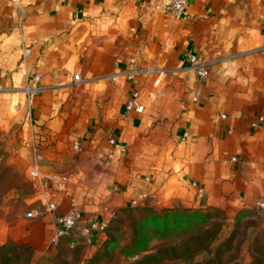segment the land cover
<instances>
[{
  "label": "crops",
  "instance_id": "1",
  "mask_svg": "<svg viewBox=\"0 0 264 264\" xmlns=\"http://www.w3.org/2000/svg\"><path fill=\"white\" fill-rule=\"evenodd\" d=\"M168 1L0 0V128L23 120L26 97L13 90L33 76L42 89L32 100L42 129L33 135L25 120L10 157L30 187L27 209L0 223V247L48 256L70 202L81 214L72 234L90 253L104 233L82 230L121 208L233 213L264 194V0H187L177 16L163 10ZM217 52L247 55L212 63ZM188 54L208 63L206 78ZM133 57L155 71L124 79ZM134 92L141 113L125 110Z\"/></svg>",
  "mask_w": 264,
  "mask_h": 264
},
{
  "label": "rangeland",
  "instance_id": "2",
  "mask_svg": "<svg viewBox=\"0 0 264 264\" xmlns=\"http://www.w3.org/2000/svg\"><path fill=\"white\" fill-rule=\"evenodd\" d=\"M152 7L159 10L157 5ZM243 55L247 54L217 52L212 63ZM35 77L24 88L13 90L26 97L23 120L8 130L0 128V223L8 226L26 212L23 200L30 192L10 157L17 151L25 120L33 135L42 129L32 108L33 98L42 90L39 80L33 86ZM105 234V243L90 253L81 236L69 234L43 258L34 257L30 247L7 243L0 247V264H264V211L255 207L227 213L216 208H159L145 203L121 208Z\"/></svg>",
  "mask_w": 264,
  "mask_h": 264
},
{
  "label": "built area",
  "instance_id": "3",
  "mask_svg": "<svg viewBox=\"0 0 264 264\" xmlns=\"http://www.w3.org/2000/svg\"><path fill=\"white\" fill-rule=\"evenodd\" d=\"M12 1L15 2L16 0H12ZM186 5H187V0H169L168 3L163 6V10H165L166 12L174 16H177L178 13L183 8H185ZM28 55H29L28 51L23 52V58H26ZM186 60L189 63L190 68L192 69V71L197 77L206 78L209 75L210 69L208 67V63L204 61L201 57L194 55V54H188L186 56ZM154 71L155 70L151 68H147V69L139 68L137 66V58L133 57L129 60L128 68L125 72V79L131 80L136 75L143 74V73L149 74ZM111 78H112V81L117 80L116 76H112ZM38 80H39L38 76L33 78V80L31 81L33 83V86H35ZM73 81L78 82L79 76L77 75L74 76ZM198 97H199V93L195 92L192 95V100L195 102L197 101ZM137 98H138V93L134 92L131 98L127 101L125 105L126 111L134 110L138 113H141L143 111V107L138 104ZM108 143L110 145H117V148L120 152L125 151L124 146L116 144L113 138H109ZM73 147L74 149H78L79 142H75ZM232 160L235 161V158H232ZM68 181H69L68 176H60L58 179H56L54 186L58 190L62 191L64 190ZM43 187H45V185ZM255 208L257 210L264 211V194L255 203ZM48 210L49 211L55 210V206L50 205L48 207ZM27 217H31V213H28ZM80 218H81V214H80V210L77 204L74 202H70L66 213L56 219V224L58 226V229L54 232L53 236L51 237V240H50L51 245H53L54 247L57 246L59 241L63 237H66L69 234H72V232H74V230L76 229ZM109 222H110V219H106L98 224H91L89 227L82 230V234L84 236H90V234H92L93 232L94 233H105Z\"/></svg>",
  "mask_w": 264,
  "mask_h": 264
},
{
  "label": "trees",
  "instance_id": "4",
  "mask_svg": "<svg viewBox=\"0 0 264 264\" xmlns=\"http://www.w3.org/2000/svg\"><path fill=\"white\" fill-rule=\"evenodd\" d=\"M106 231H107V229H106ZM106 231H105V233H106ZM105 233H104V240H103V242H102L101 245H103V244L105 243V240H106V239H105V235H106ZM64 238H65V237H64ZM62 239H63V238H62Z\"/></svg>",
  "mask_w": 264,
  "mask_h": 264
}]
</instances>
